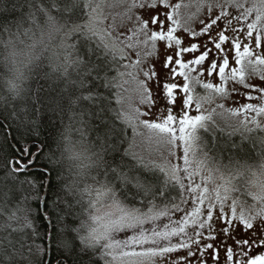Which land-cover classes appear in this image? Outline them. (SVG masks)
<instances>
[{"label":"snow or ice","instance_id":"1","mask_svg":"<svg viewBox=\"0 0 264 264\" xmlns=\"http://www.w3.org/2000/svg\"><path fill=\"white\" fill-rule=\"evenodd\" d=\"M149 4L153 10L148 19L137 17L136 24L153 48L157 44L162 46L161 71L154 65L146 69L139 67L142 63L139 58L135 62L138 73L144 77L143 81H138L140 103L147 106L144 111L136 108L135 113L137 117L148 118L140 120L139 124L162 134L169 153V167L124 165L123 156L121 164L114 167L105 159V154L118 153L120 148L116 141L109 148L107 140L112 129L107 125L105 143L94 147L71 141L65 144L64 152L76 163L81 175L104 167L105 182L97 189H85L90 196L96 193L95 203L89 200V219L73 230L79 239L81 264H113L118 257L121 261L134 258V264H207L208 259L219 264L221 250L224 264H264V167L250 175L242 170L233 172L227 179L221 175L219 179L225 181L221 193L217 188L208 187L214 174L209 171L205 175L203 161L196 160L192 151L198 130L209 119L199 114L203 104L216 103L223 109L224 104L218 101L233 95L240 97L242 103L229 112L242 117L241 125L248 131L264 132V84L250 83L257 78L264 82V0H216L214 6L220 11L202 21L199 32L189 30L192 38L187 40L179 35L178 23L170 12V9H178L179 4L172 5L170 0H148V3L131 0L128 9L147 8ZM212 7L209 5L210 11ZM233 7L235 12L226 10ZM100 8L93 0L83 4L81 0H50L49 8L41 11L48 17L50 34L52 30H60L52 11L60 18L67 16L72 20L79 10L86 16L87 23L73 22L66 35L85 28L95 35L104 19ZM89 53L95 54V50L89 48L86 55ZM128 58L121 53V60ZM76 64L79 71L83 61ZM93 71L96 79H101L102 87L111 86L106 76L101 77L102 64L86 65L84 74L90 76ZM196 88L202 89L204 95H195ZM81 98L93 99L92 95ZM157 100L163 110L154 115L151 109ZM100 139L98 133L97 140ZM36 147L37 151L32 152L31 146H25L18 158H13L6 166L5 180L10 179L13 185H5L8 191L3 194L0 215L10 209L9 221H19L18 213L28 211L21 206L26 203V197L15 207L7 201L15 191L18 175L34 169L36 158L43 150L42 146ZM173 147L177 149L175 153ZM124 167L128 168L127 172L123 171ZM236 181L242 182L245 188L257 189L246 192L253 201L248 212H237L235 197L228 203V194L238 190ZM21 183L34 187L33 181ZM101 193L107 194V203L99 200ZM112 207L117 211H107ZM102 211L106 214L102 215ZM23 219L20 228L12 229L22 234L20 238H7L6 246L0 243V264H21L32 252L33 246L28 240H34L37 234L26 215ZM217 224L222 226L218 228ZM238 226L244 231L243 237L236 235ZM228 240L232 244H228Z\"/></svg>","mask_w":264,"mask_h":264},{"label":"trees","instance_id":"2","mask_svg":"<svg viewBox=\"0 0 264 264\" xmlns=\"http://www.w3.org/2000/svg\"><path fill=\"white\" fill-rule=\"evenodd\" d=\"M85 2L81 0L82 4ZM49 5L50 0H4L0 3V203L4 202L3 194L8 191L5 185H13L10 179L5 180L9 162L18 158L25 146H31L32 152L37 151V145L43 149L34 169L18 175L15 191L7 201L15 207L26 197V203L21 206L28 211L18 213L19 221L8 220L10 209L0 215V243L6 246L7 238H20L22 234L12 229L20 228L26 215L37 235L34 240H28L33 250L21 264H81L79 239L73 230L89 219L90 196L85 189L100 187L105 182L104 167L81 175L76 163L64 152L65 144L71 141L94 147L105 143L107 125L112 129L107 140L109 148L113 141L118 142L120 148L118 153L105 154L109 163L115 167L121 164L123 156L124 165H155L132 153L133 131L122 119L118 101L123 60L86 29L66 35L73 22L85 24L87 18L79 10L72 20L67 16L60 18L52 11L60 30H52L50 34L48 17L41 11L47 10ZM89 48L94 49L95 54L86 55ZM41 49L43 54L37 60L36 54ZM77 61H83L79 71ZM89 64H102L101 77H107L110 87H102L94 71L90 76L84 74ZM20 70L28 73V80L22 94L12 98L5 79ZM89 95L93 99L81 98ZM201 132L207 141L205 150L209 158L229 172L240 167L248 171L264 161V132L253 130L246 136L237 132ZM123 171L127 172L128 168L124 167ZM25 180L33 181L34 187L21 183Z\"/></svg>","mask_w":264,"mask_h":264},{"label":"rangeland","instance_id":"3","mask_svg":"<svg viewBox=\"0 0 264 264\" xmlns=\"http://www.w3.org/2000/svg\"><path fill=\"white\" fill-rule=\"evenodd\" d=\"M93 2L101 5L100 16L104 18L103 24L99 29H96L95 36L115 55L121 57V53H123L125 56L129 57L128 59H123V66L119 73L118 101L121 107L122 119L131 126L133 131L132 153L136 158L142 161L152 163L158 168L167 169L169 167V153L166 145L162 141V134L139 124L140 120L148 118L143 116L137 117L135 113L136 108H139L140 111H144L147 107L140 103L138 81H143L144 77L141 73H138L135 62L139 58L142 61L139 67H144L146 69L147 67L154 65L157 71H161L160 62L163 55L162 46L157 44L155 48H153L151 43L146 42V36L140 31L136 24L137 17H142L147 20L153 9L149 4V7L147 8H137L129 11L128 3H130L131 0H127V2H124V0H93ZM144 2L148 3V0H144ZM170 2L172 5H180L178 9H170V12H172L178 23L177 31L179 35L185 40L192 38L189 30L199 32L201 22L206 20L210 14L215 16L220 11L218 7L214 6L216 0H170ZM209 5H213L211 11ZM226 10L232 12L236 11L235 7ZM86 23L87 20L85 24ZM85 29L88 30L87 28ZM133 29H135V32L132 31ZM88 32L90 31L88 30ZM128 44H131L132 47L128 48ZM130 60L132 62L131 64L129 62ZM125 65H128V67H124ZM190 75H192V73H190ZM250 83L257 85L264 84V82L260 81L258 78L253 79ZM193 87H195V85ZM195 95H204L203 90L196 88ZM218 102L224 104L223 109L218 108L216 103L203 104V108L199 114L209 117V119L204 122V127L198 130V140L194 144L192 151L195 153L196 160L203 161L205 165V175H207L209 171L214 174L213 180L208 183V187L210 189L217 188L223 193L225 181L219 179V177L222 175L227 179L233 172L237 170L244 171V168L240 167L237 170L229 172L222 168L223 166L217 164L215 159L212 157L209 158V155L205 150V144L207 141L201 130L212 131L213 133L216 131L227 133L237 132L243 136L248 135L251 131H248L241 125L240 121L242 117L233 116L229 112V109H234L238 104L242 103L240 97L233 95L227 100ZM162 110V104L160 100H157L156 105L151 111L154 115H158L159 111ZM192 113L195 114L194 106L192 108ZM172 151L175 153L177 149L173 147ZM172 159L173 162H175V158L173 157ZM262 165H264V161L258 167L244 171L245 175H250L252 171H258ZM197 182H199V177L197 178ZM235 183L237 184L238 190L232 191L228 194V203L230 204L232 202V197H235L238 202L237 212L239 213L241 210L248 212L250 211L249 206L253 204V201L246 193L245 185L239 181H236ZM97 188H99V186L91 189ZM95 198L96 193L93 192L89 199H93V202L95 203ZM98 198L102 204L108 202L106 193H101ZM107 211L114 213L117 209L112 207ZM103 214L106 213L102 211V215ZM256 223L259 225V221H256ZM221 226L222 224H217L218 228ZM236 235L238 237L244 236V231L241 230L240 226L237 227ZM227 243L232 244V241L228 240ZM224 259V252L221 250L219 264H224ZM113 264H134V258H124L121 261L118 257ZM207 264H217V262L208 259Z\"/></svg>","mask_w":264,"mask_h":264},{"label":"clouds","instance_id":"4","mask_svg":"<svg viewBox=\"0 0 264 264\" xmlns=\"http://www.w3.org/2000/svg\"><path fill=\"white\" fill-rule=\"evenodd\" d=\"M43 49H41L37 54H36V59H40L41 55L43 54ZM6 84H7V92L8 94L12 97V98H16L19 95L22 94L23 90H24V85L26 84L27 80H28V73L20 70V71H16L13 72V74L9 77H7L6 79ZM261 167H264V165H262ZM246 192L251 191V192H255L257 189L254 187H248L245 188Z\"/></svg>","mask_w":264,"mask_h":264},{"label":"water","instance_id":"5","mask_svg":"<svg viewBox=\"0 0 264 264\" xmlns=\"http://www.w3.org/2000/svg\"><path fill=\"white\" fill-rule=\"evenodd\" d=\"M48 183V181H47ZM46 188H47V184L45 186V190H44V194H43V197H42V202H41V206H42V212H43V203H44V199H45V193H46ZM50 248V234H49V238H48V249Z\"/></svg>","mask_w":264,"mask_h":264},{"label":"bare ground","instance_id":"6","mask_svg":"<svg viewBox=\"0 0 264 264\" xmlns=\"http://www.w3.org/2000/svg\"><path fill=\"white\" fill-rule=\"evenodd\" d=\"M50 231H51V230L49 229V234H50ZM48 238H49V237H48Z\"/></svg>","mask_w":264,"mask_h":264}]
</instances>
